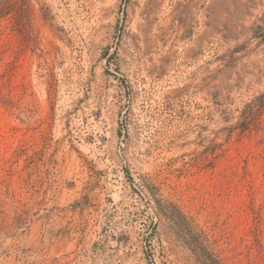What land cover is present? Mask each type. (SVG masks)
Returning <instances> with one entry per match:
<instances>
[{
  "label": "rangeland",
  "instance_id": "rangeland-1",
  "mask_svg": "<svg viewBox=\"0 0 264 264\" xmlns=\"http://www.w3.org/2000/svg\"><path fill=\"white\" fill-rule=\"evenodd\" d=\"M0 264H264V0H0Z\"/></svg>",
  "mask_w": 264,
  "mask_h": 264
}]
</instances>
